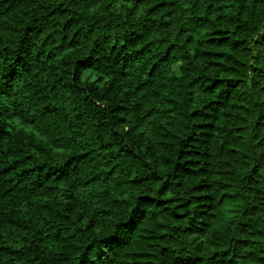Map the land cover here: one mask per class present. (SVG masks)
Returning a JSON list of instances; mask_svg holds the SVG:
<instances>
[{"label": "trees", "instance_id": "16d2710c", "mask_svg": "<svg viewBox=\"0 0 264 264\" xmlns=\"http://www.w3.org/2000/svg\"><path fill=\"white\" fill-rule=\"evenodd\" d=\"M0 264H264V0H0Z\"/></svg>", "mask_w": 264, "mask_h": 264}]
</instances>
